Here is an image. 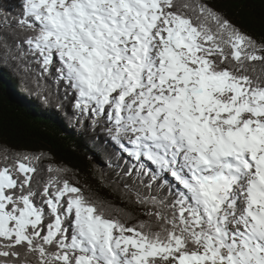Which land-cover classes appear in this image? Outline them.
Masks as SVG:
<instances>
[{
    "label": "snow or ice",
    "instance_id": "obj_1",
    "mask_svg": "<svg viewBox=\"0 0 264 264\" xmlns=\"http://www.w3.org/2000/svg\"><path fill=\"white\" fill-rule=\"evenodd\" d=\"M5 66L144 218L0 142V264H264V32L208 0H20Z\"/></svg>",
    "mask_w": 264,
    "mask_h": 264
},
{
    "label": "trees",
    "instance_id": "obj_2",
    "mask_svg": "<svg viewBox=\"0 0 264 264\" xmlns=\"http://www.w3.org/2000/svg\"><path fill=\"white\" fill-rule=\"evenodd\" d=\"M213 8L222 11L233 22L257 38L264 32V3L261 0H208ZM20 0H0V10L9 14L19 12ZM31 85L26 84L14 66L0 67V142L11 149L25 152H44L54 163L66 168L62 173L70 183L90 186L93 193L114 208H126L133 215H141L122 200L115 185L101 187L97 181L101 171L112 176L106 159L99 149L91 144V133L78 130L54 106H45L32 94ZM71 109L69 108V111ZM77 181L79 183H77ZM86 190V195H88ZM141 218H144L141 215Z\"/></svg>",
    "mask_w": 264,
    "mask_h": 264
}]
</instances>
